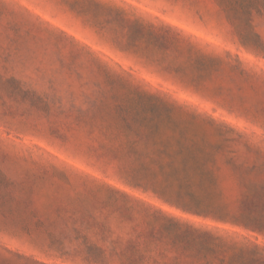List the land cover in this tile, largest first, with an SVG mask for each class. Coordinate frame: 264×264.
Masks as SVG:
<instances>
[{
	"label": "rangeland",
	"instance_id": "rangeland-1",
	"mask_svg": "<svg viewBox=\"0 0 264 264\" xmlns=\"http://www.w3.org/2000/svg\"><path fill=\"white\" fill-rule=\"evenodd\" d=\"M0 264H264V0H0Z\"/></svg>",
	"mask_w": 264,
	"mask_h": 264
}]
</instances>
